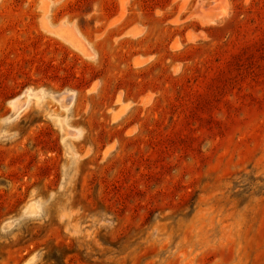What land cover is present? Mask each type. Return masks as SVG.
Listing matches in <instances>:
<instances>
[{"label": "rangeland", "instance_id": "374dc122", "mask_svg": "<svg viewBox=\"0 0 264 264\" xmlns=\"http://www.w3.org/2000/svg\"><path fill=\"white\" fill-rule=\"evenodd\" d=\"M0 264H264V0H0Z\"/></svg>", "mask_w": 264, "mask_h": 264}]
</instances>
